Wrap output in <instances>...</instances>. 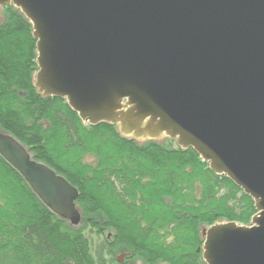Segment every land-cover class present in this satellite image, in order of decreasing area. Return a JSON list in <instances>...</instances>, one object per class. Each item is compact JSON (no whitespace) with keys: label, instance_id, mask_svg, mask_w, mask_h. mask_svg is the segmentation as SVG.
<instances>
[{"label":"water","instance_id":"95a60500","mask_svg":"<svg viewBox=\"0 0 264 264\" xmlns=\"http://www.w3.org/2000/svg\"><path fill=\"white\" fill-rule=\"evenodd\" d=\"M36 42L34 88L81 122L191 149L254 203L201 232L204 264H264V0H0ZM0 156L59 218L78 192L0 131Z\"/></svg>","mask_w":264,"mask_h":264},{"label":"trees","instance_id":"16d2710c","mask_svg":"<svg viewBox=\"0 0 264 264\" xmlns=\"http://www.w3.org/2000/svg\"><path fill=\"white\" fill-rule=\"evenodd\" d=\"M36 42L13 7L0 20V131L78 192V226L52 213L0 156V264H107L87 233L143 264H204L201 232L249 225L253 201L174 141L139 144L80 121L34 88Z\"/></svg>","mask_w":264,"mask_h":264},{"label":"rangeland","instance_id":"374dc122","mask_svg":"<svg viewBox=\"0 0 264 264\" xmlns=\"http://www.w3.org/2000/svg\"><path fill=\"white\" fill-rule=\"evenodd\" d=\"M87 236L91 242L92 252L101 255L106 259L107 264H111V257L107 255V249L105 244H103V238H99L95 234L91 233H87ZM113 259L115 260L113 264H143L140 259L130 260L128 259L127 254L118 251L115 252Z\"/></svg>","mask_w":264,"mask_h":264}]
</instances>
